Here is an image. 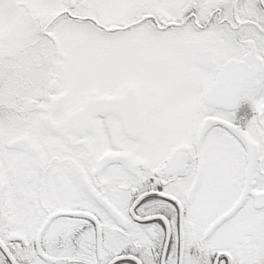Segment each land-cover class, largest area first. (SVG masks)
I'll use <instances>...</instances> for the list:
<instances>
[{
    "label": "snow or ice",
    "instance_id": "6c2138e0",
    "mask_svg": "<svg viewBox=\"0 0 264 264\" xmlns=\"http://www.w3.org/2000/svg\"><path fill=\"white\" fill-rule=\"evenodd\" d=\"M0 264H264V0H0Z\"/></svg>",
    "mask_w": 264,
    "mask_h": 264
}]
</instances>
